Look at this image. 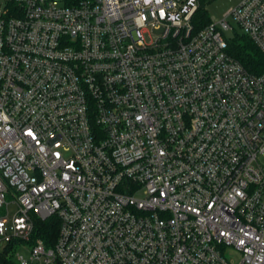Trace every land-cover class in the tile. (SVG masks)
Wrapping results in <instances>:
<instances>
[{
	"label": "built area",
	"instance_id": "2783aa9c",
	"mask_svg": "<svg viewBox=\"0 0 264 264\" xmlns=\"http://www.w3.org/2000/svg\"><path fill=\"white\" fill-rule=\"evenodd\" d=\"M201 3L0 0V264H264V72L226 36L264 54V0Z\"/></svg>",
	"mask_w": 264,
	"mask_h": 264
},
{
	"label": "trees",
	"instance_id": "16d2710c",
	"mask_svg": "<svg viewBox=\"0 0 264 264\" xmlns=\"http://www.w3.org/2000/svg\"><path fill=\"white\" fill-rule=\"evenodd\" d=\"M211 21L204 2L201 3L195 17L197 25L202 26ZM229 52L239 59L251 72H264V54L246 33L237 32L227 37ZM60 219L57 214L47 219H35V229L32 240L43 239L47 245H53L57 238Z\"/></svg>",
	"mask_w": 264,
	"mask_h": 264
},
{
	"label": "rangeland",
	"instance_id": "374dc122",
	"mask_svg": "<svg viewBox=\"0 0 264 264\" xmlns=\"http://www.w3.org/2000/svg\"><path fill=\"white\" fill-rule=\"evenodd\" d=\"M202 2H204L205 8L208 11L210 19L213 21H217L223 18L226 12L231 7L236 5L239 2V0H202ZM228 19L230 23L232 24V28L226 32L227 37L233 36L237 32L244 33L241 27L237 24V22L232 17H229ZM5 211L6 210H4L3 208H0V214H2ZM8 211H9V216L13 217V215L17 211V206L15 204L10 205ZM17 251L21 254H24L25 257H28L30 254L29 250H27V248L23 246H19L17 248ZM236 256L237 254H235L234 259H236Z\"/></svg>",
	"mask_w": 264,
	"mask_h": 264
}]
</instances>
